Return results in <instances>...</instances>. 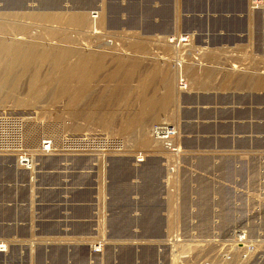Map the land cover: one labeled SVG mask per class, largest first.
Listing matches in <instances>:
<instances>
[{
  "label": "rangeland",
  "instance_id": "rangeland-1",
  "mask_svg": "<svg viewBox=\"0 0 264 264\" xmlns=\"http://www.w3.org/2000/svg\"><path fill=\"white\" fill-rule=\"evenodd\" d=\"M11 36L34 57L0 112L56 151L32 172L0 156V264H174L176 232L208 254L237 227L264 233V0H0ZM159 123L178 152L151 140ZM105 135L124 150L62 149Z\"/></svg>",
  "mask_w": 264,
  "mask_h": 264
},
{
  "label": "built area",
  "instance_id": "built-area-1",
  "mask_svg": "<svg viewBox=\"0 0 264 264\" xmlns=\"http://www.w3.org/2000/svg\"><path fill=\"white\" fill-rule=\"evenodd\" d=\"M178 83L184 87L182 79ZM151 130L165 151L178 152L173 141L176 134L173 126L159 123L154 125ZM61 142L62 149L74 153L95 151L101 155H110V153L121 152L125 148L120 138L106 135L100 139L66 138ZM55 151L54 140L49 137L42 138L34 149L28 148L26 120L21 116L0 112V156L12 157L19 164L21 170L32 171L38 165L41 157L53 155ZM142 160L140 156L135 158L136 163L142 162ZM165 240L168 244L175 243L180 248L174 256L172 255L174 264L264 263V233L253 232L248 226L232 229L230 238L224 239V241H219L216 238L211 239L210 243L215 248L212 254H208V250L204 247L205 244H197L198 250L193 252L191 249L194 245L188 243L179 232ZM203 250L207 252V255L202 252Z\"/></svg>",
  "mask_w": 264,
  "mask_h": 264
},
{
  "label": "bare ground",
  "instance_id": "bare-ground-1",
  "mask_svg": "<svg viewBox=\"0 0 264 264\" xmlns=\"http://www.w3.org/2000/svg\"><path fill=\"white\" fill-rule=\"evenodd\" d=\"M257 2V1H256ZM257 4H258V2H257ZM102 14V13H101ZM101 18H102V16H101ZM69 21L70 22H78V23H83L84 22V20H85V18L83 17V15L82 14H75V15H71L69 18ZM67 19V20H68ZM1 24H3V23H1ZM3 27H5V25L3 24L2 25ZM160 37V36H159ZM168 39V38H167ZM172 39V38H171ZM170 40V39H169ZM171 41V40H170ZM166 42V41H165ZM25 41L21 38V37H16V36H11V37H8V39H5L4 37H1L0 38V54H6L8 57H6V56H3V55H0V67H1V69H2V66H3V69L2 70H0L1 72L0 73H2V75H0V89H1V87L2 86H5L4 84H6L7 82L6 81H9V80H7V78H8V75H9V72L11 71L12 72V69H14L13 68V66L15 65H18V64H20V62L19 61H21L22 60V62H23V64L25 65V66H23L22 65V63H21V65L24 67V68H26L28 65H29V63H28V65H26V62H29V61H32V58L31 57H34V56H31L30 54L29 55H26V56H22L21 54H23L24 52H29L30 53V51L32 52V50H31V48L30 49H25ZM57 48H55L54 50H48V49H46V50H43V51H45V52H47V53H49V55L48 56H50L51 57V59H52V61L53 60H55V62L57 61V62H59L60 61V59L61 60H63V59H65L66 57H67V51L65 50V51H58V52H62L61 54L60 53H58L57 52V50H56ZM48 50V51H47ZM59 50H61V49H59ZM42 52V51H41ZM40 52V53H41ZM38 53H39V50H38ZM88 55V54H87ZM18 56H22V57H18ZM49 58V57H48ZM31 59V60H30ZM80 59V58H79ZM151 59V58H150ZM35 60V59H34ZM92 60H94L95 61V58L93 59V57H85V58H83V60H79V61H81L80 63H82V62H90V61H92ZM51 61V60H50ZM79 61H77L78 62V65H77V63H74V64H76L77 66H79ZM18 62V63H17ZM17 63V64H16ZM3 64V65H2ZM73 64V65H74ZM91 64V63H90ZM21 65H19V67L21 66ZM68 65H70V64H67L66 66H68ZM76 65H75V67H76ZM81 65V67H82V64H80ZM17 67V66H16ZM23 67H21V68H23ZM70 67V66H69ZM72 67V66H71ZM23 68V69H24ZM66 69H67V67H65ZM74 68V66L72 67V68H70V69H73ZM69 69V68H68ZM67 69V70H68ZM75 69V68H74ZM77 69V70H76ZM75 70H76V72L78 71V67L76 68ZM81 69V68H80ZM232 69L233 70H235L236 68H233L232 67ZM25 70V69H24ZM65 70L67 73L69 72V71H72V70ZM20 71H23L22 69H20ZM14 72V71H13ZM65 72V73H66ZM75 72V71H74ZM16 73V72H15ZM18 73H20V72H17V74ZM71 74L73 73V72H70ZM12 74V73H11ZM16 74V75H17ZM21 74H23V73H21ZM63 74H64V72H63ZM69 74V73H68ZM67 74V75H68ZM71 74H70V76L69 77H71ZM14 76H15V74H13ZM66 74L64 75V76H66V77H64L65 79H69V78H67L68 76H67ZM84 75V74H83ZM12 76V75H11ZM18 76V75H17ZM16 76V77H17ZM21 76V75H20ZM75 76H77L76 74H75ZM79 76V75H78ZM10 77V76H9ZM18 78V77H17ZM63 78V77H62ZM61 78V79H62ZM63 78V79H64ZM8 79H10V78H8ZM64 79V80H65ZM30 82H32L33 83V80L32 81H30ZM8 84V83H7ZM31 83H29V85H30ZM34 84H36V83H34ZM34 84H31V85H34ZM30 85V86H31ZM34 87V86H33ZM33 87L31 86V88L33 89ZM4 88V87H3ZM2 88V89H3ZM34 88H36V87H34ZM9 89V87H7V90ZM32 89H30V90H32ZM182 89V88H181ZM6 90V88H5V91H7ZM10 90V89H9ZM34 90V89H33ZM32 90V91H33ZM64 91V90H63ZM1 92V91H0ZM8 92V91H7ZM7 92H5V93H7ZM11 92V91H10ZM13 92H14V90H13ZM2 93H3V90H2ZM1 93V94H2ZM35 93V92H34ZM8 94H9V92H8ZM13 94V93H12ZM77 96V95H76ZM78 97V96H77ZM72 99V98H71ZM76 99V98H75ZM71 101V100H70ZM17 102V101H16ZM15 102V103H16ZM72 102H74L73 100H72ZM18 103H20L19 101H18ZM22 103V102H21ZM27 104V103H26ZM29 104V103H28ZM32 104V103H31ZM2 105V104H1ZM0 105V106H1ZM24 105V104H23ZM16 106H17V104H16ZM16 106H15V108H16ZM22 106V105H21ZM2 107V106H1ZM0 107V108H1ZM3 108H4V106H3ZM2 109V108H1ZM5 109V108H4ZM21 109V108H20ZM16 110V109H15ZM11 111V110H10ZM1 112H3V111H1ZM16 112V111H15ZM40 112H42V111H40ZM4 113H10V112H7L6 111V109H5V111H4ZM16 114V113H15ZM18 114V113H17ZM39 114V113H38ZM21 115V114H20ZM99 118V117H98ZM102 121V120H101ZM102 125H104V124H102ZM106 125V124H105ZM104 125V126H105ZM81 126V125H80ZM84 126V125H83ZM106 127V126H105ZM85 128V127H84ZM84 128H82V127H79V128H75V131L76 130H83ZM102 128H103V126H102ZM106 129H108V128H106ZM85 130V129H84ZM83 130V131H84ZM87 130V129H86ZM85 130V131H86ZM82 133H84V132H82ZM100 133H102V132H100ZM106 133V132H105ZM29 134V133H28ZM150 134H151V136H150V138L152 137V138H154L155 140H153V141H156V139H157V137H155L154 136V132L151 130V132H150ZM148 135V134H147ZM149 136V135H148ZM152 138H151V140H152ZM148 139V138H147ZM37 140V139H36ZM40 141H38L37 143H36V145L35 146H37L38 145V143H39ZM157 142H158V140H157ZM156 143V142H155ZM154 143V144H155ZM33 145V144H32ZM158 145V144H157ZM32 147V146H31ZM97 158V157H96ZM14 159V158H13ZM14 161H15V165H16V167H18L19 169H21V167L19 166V164L16 162V160L14 159ZM70 168V167H69ZM229 169V168H228ZM171 170V169H170ZM28 171H30V170H28ZM172 171V170H171ZM32 172V171H31ZM172 198V197H171ZM182 198V197H181ZM154 210V209H153ZM226 211V210H225ZM225 211H223V212H225ZM171 212V211H170ZM223 215H224V213H223ZM153 217V216H152ZM168 225V224H167ZM168 227V226H167ZM207 236V235H206ZM201 238V237H200ZM189 243V242H188ZM4 248H5V245L4 244H0V250H4Z\"/></svg>",
  "mask_w": 264,
  "mask_h": 264
}]
</instances>
